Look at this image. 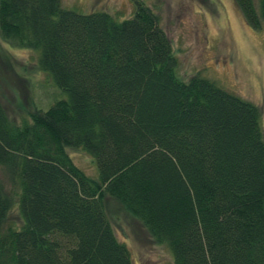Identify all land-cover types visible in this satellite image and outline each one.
I'll return each instance as SVG.
<instances>
[{
    "label": "trees",
    "instance_id": "trees-1",
    "mask_svg": "<svg viewBox=\"0 0 264 264\" xmlns=\"http://www.w3.org/2000/svg\"><path fill=\"white\" fill-rule=\"evenodd\" d=\"M133 2L119 21L62 0H0L3 37L39 52L67 97L20 123L0 102V264H133L106 197L175 264H264L261 111L211 79L181 80L159 16ZM235 2L259 30L264 0ZM69 149L94 159L97 179Z\"/></svg>",
    "mask_w": 264,
    "mask_h": 264
},
{
    "label": "rangeland",
    "instance_id": "rangeland-1",
    "mask_svg": "<svg viewBox=\"0 0 264 264\" xmlns=\"http://www.w3.org/2000/svg\"><path fill=\"white\" fill-rule=\"evenodd\" d=\"M159 16L178 60V76L188 82L203 76L259 107L264 135V24L246 21L235 0H141ZM63 8L82 14L106 12L119 21L134 14L133 0H62ZM39 52L6 40L0 31V102L20 123L35 110H47L66 95L39 67ZM74 164L98 178L94 159L82 150H67ZM0 179L7 177L0 169ZM117 239L130 251L133 264H175L167 245L153 239L120 202L105 198ZM9 224L21 225L15 206Z\"/></svg>",
    "mask_w": 264,
    "mask_h": 264
}]
</instances>
